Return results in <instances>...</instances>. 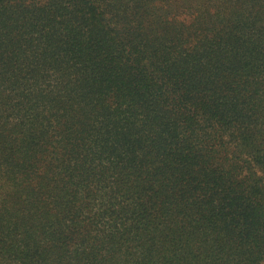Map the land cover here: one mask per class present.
<instances>
[{"label": "trees", "instance_id": "obj_1", "mask_svg": "<svg viewBox=\"0 0 264 264\" xmlns=\"http://www.w3.org/2000/svg\"><path fill=\"white\" fill-rule=\"evenodd\" d=\"M0 264H264V0H0Z\"/></svg>", "mask_w": 264, "mask_h": 264}]
</instances>
